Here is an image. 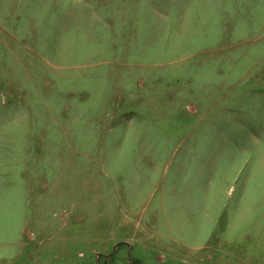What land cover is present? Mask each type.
I'll use <instances>...</instances> for the list:
<instances>
[{"label": "rangeland", "instance_id": "obj_1", "mask_svg": "<svg viewBox=\"0 0 264 264\" xmlns=\"http://www.w3.org/2000/svg\"><path fill=\"white\" fill-rule=\"evenodd\" d=\"M0 264H264V0H0Z\"/></svg>", "mask_w": 264, "mask_h": 264}, {"label": "water", "instance_id": "obj_2", "mask_svg": "<svg viewBox=\"0 0 264 264\" xmlns=\"http://www.w3.org/2000/svg\"><path fill=\"white\" fill-rule=\"evenodd\" d=\"M121 244H125V243H121ZM121 244H120V245H121ZM107 258H109V257H107Z\"/></svg>", "mask_w": 264, "mask_h": 264}]
</instances>
